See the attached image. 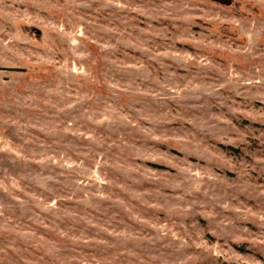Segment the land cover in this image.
<instances>
[{"label": "rangeland", "instance_id": "rangeland-1", "mask_svg": "<svg viewBox=\"0 0 264 264\" xmlns=\"http://www.w3.org/2000/svg\"><path fill=\"white\" fill-rule=\"evenodd\" d=\"M0 0V264H264V0Z\"/></svg>", "mask_w": 264, "mask_h": 264}, {"label": "water", "instance_id": "water-1", "mask_svg": "<svg viewBox=\"0 0 264 264\" xmlns=\"http://www.w3.org/2000/svg\"><path fill=\"white\" fill-rule=\"evenodd\" d=\"M216 1H219V2H222V3H229L227 0H216Z\"/></svg>", "mask_w": 264, "mask_h": 264}]
</instances>
